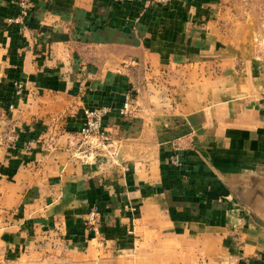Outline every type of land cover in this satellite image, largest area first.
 <instances>
[{"label": "crops", "instance_id": "crops-1", "mask_svg": "<svg viewBox=\"0 0 264 264\" xmlns=\"http://www.w3.org/2000/svg\"><path fill=\"white\" fill-rule=\"evenodd\" d=\"M33 2L0 0V263L264 264L260 28L231 0Z\"/></svg>", "mask_w": 264, "mask_h": 264}, {"label": "built area", "instance_id": "built-area-1", "mask_svg": "<svg viewBox=\"0 0 264 264\" xmlns=\"http://www.w3.org/2000/svg\"><path fill=\"white\" fill-rule=\"evenodd\" d=\"M16 6L19 8L20 15L18 17V23L24 25L26 19L29 16L30 11L34 7L33 0H12ZM172 0H149L152 6H166ZM17 98H22L24 92V85L21 83L16 84ZM133 106L131 99L127 98L121 114L124 117H130L133 113ZM108 115V110L96 109L87 110L85 112V120L82 129L79 134L83 139V145L87 149H94L106 146V135L104 133V122ZM181 157L179 155H174L171 157V163L173 165L181 164ZM101 212L98 207H94L86 220V228L88 231L93 232L97 237L100 235V225H101Z\"/></svg>", "mask_w": 264, "mask_h": 264}, {"label": "rangeland", "instance_id": "rangeland-1", "mask_svg": "<svg viewBox=\"0 0 264 264\" xmlns=\"http://www.w3.org/2000/svg\"><path fill=\"white\" fill-rule=\"evenodd\" d=\"M236 6V13H238L243 18L251 20L255 23L261 31L264 39V0H231ZM100 229V228H99ZM101 235V233H100ZM102 243V242H97ZM39 251H29L25 256L24 260L19 261V264H43V261H40L41 257H38L37 253ZM49 258L52 259L53 253H48ZM39 258V261H38ZM77 258V257H76ZM8 263V262H7ZM3 261L0 264H7ZM46 264H55L53 261H46Z\"/></svg>", "mask_w": 264, "mask_h": 264}]
</instances>
